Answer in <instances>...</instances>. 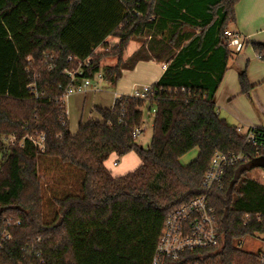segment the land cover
Instances as JSON below:
<instances>
[{
	"label": "trees",
	"instance_id": "trees-1",
	"mask_svg": "<svg viewBox=\"0 0 264 264\" xmlns=\"http://www.w3.org/2000/svg\"><path fill=\"white\" fill-rule=\"evenodd\" d=\"M237 2L0 0V264H151L167 212L205 192L215 152L246 159L226 168L221 186L208 192L219 245L195 250L193 260L263 264L262 250L238 243L264 236V184L246 176L264 170V148L245 141L214 102L234 54L224 32ZM109 36L118 41L108 45ZM137 38L138 48L123 58ZM251 45L264 60V45ZM107 55L116 57L113 65L101 63ZM149 60L166 67L144 99L116 96L70 131L63 99L69 84L101 73L114 86L124 70ZM78 69L71 80L66 70ZM238 85L250 98L255 85L246 67ZM148 114L152 132L142 147L132 134L143 132ZM193 149L195 158L182 165ZM131 151L139 166L112 175L104 162Z\"/></svg>",
	"mask_w": 264,
	"mask_h": 264
},
{
	"label": "built area",
	"instance_id": "built-area-1",
	"mask_svg": "<svg viewBox=\"0 0 264 264\" xmlns=\"http://www.w3.org/2000/svg\"><path fill=\"white\" fill-rule=\"evenodd\" d=\"M224 33L227 36L228 45L234 50L240 51L243 44L238 36L227 30ZM68 59L71 58L69 57ZM84 62V65L87 66V61ZM81 64L79 63L78 66L81 67ZM165 67L166 65L163 64L162 68L165 69ZM66 73L71 80H74L76 73L82 74L79 69L74 71L66 70ZM103 81L101 73L94 74L92 78H82L79 82L68 85L63 94V99L91 85L95 90H101L100 83ZM150 90V85H143L140 90L133 89L129 96L144 99ZM237 131L244 135L245 141L256 148H264V134L261 132L257 133L256 126H247L245 128L238 126ZM140 133L137 128L133 131L132 136L138 137ZM40 140H42V137H40ZM245 159L243 153L223 154L215 152L212 155L201 182L205 192L167 212L162 232L153 251L151 264H199V262L193 260L195 250L208 249L219 245L216 217L214 208L209 205L208 192L214 187L221 186L226 168ZM115 164L113 162V165ZM9 238V233L3 231L2 240ZM262 252L261 260L264 264V248Z\"/></svg>",
	"mask_w": 264,
	"mask_h": 264
},
{
	"label": "crops",
	"instance_id": "crops-1",
	"mask_svg": "<svg viewBox=\"0 0 264 264\" xmlns=\"http://www.w3.org/2000/svg\"><path fill=\"white\" fill-rule=\"evenodd\" d=\"M234 11L235 21L229 25L230 29L227 31L238 36L242 44H244L242 48L245 46V42H259L264 45V0H238L235 4ZM137 48L138 46L136 45L134 50ZM242 48L240 51L232 48L234 54L232 53V56L227 60V69L214 94L217 113L228 124L236 127H264V91H262V89L264 90V61L259 58H254L249 64L245 65L244 60L247 61L251 55L247 48L244 49L247 50L245 52L242 51ZM130 54L124 56L127 57ZM102 64L105 65V63ZM162 65L163 63L155 60L139 61L133 69L124 70L121 78L114 85V99L116 96L130 95L136 87L155 83L164 71ZM243 67H247L248 81L250 84L255 85L251 89L249 98L253 101L251 102L252 106L247 103L246 99L245 103H240V105L236 103L235 99L239 94L237 81L238 71ZM102 84L109 85V82L104 80ZM86 91L101 92L102 90H95L93 88ZM111 105L102 107H109ZM123 158L126 157L123 156ZM131 163V166L137 164L135 159H132ZM114 176H118V174ZM260 177H262V180L254 179L264 184V175Z\"/></svg>",
	"mask_w": 264,
	"mask_h": 264
},
{
	"label": "rangeland",
	"instance_id": "rangeland-1",
	"mask_svg": "<svg viewBox=\"0 0 264 264\" xmlns=\"http://www.w3.org/2000/svg\"><path fill=\"white\" fill-rule=\"evenodd\" d=\"M228 30L230 27L227 28ZM142 38H137L135 41L131 40L125 50L123 51V58H125L124 55L130 54L137 46H139L140 42L142 41ZM106 41L108 45L116 43L118 40L114 36H109L106 38ZM247 48L248 52L250 53V57H248V60H244L245 65L249 64L251 60L254 58H257V53L254 51L251 43H246L245 46L242 48L243 52L247 51L244 50ZM103 48L102 47H97L95 49V53L102 52ZM116 61L115 56H103L101 58V63L105 64H113ZM264 61V60H262ZM74 68V67H73ZM246 74H247V67H246ZM238 81V77H237ZM93 89V86H88L87 88L83 89L82 91H77L69 95L65 101L66 105V110H67V117H68V126L71 132H75L77 130L78 122H84L90 118H95L98 117L95 112L92 111V108L94 106H108L112 104V101L114 100L113 92H114V86L110 85H105L100 83V89L102 90L101 92H91V91H86ZM136 89H141V87H136ZM86 91V92H84ZM262 91H264L262 89ZM84 92V93H83ZM236 103L240 105V103H245V99L247 100V103L252 106L253 102L250 100L248 97H246L243 94H238L236 97ZM143 132L140 133V135L137 137V142L142 146L146 147L150 141V136L152 132V116L148 114V116L145 117V123L143 126ZM197 154V149H193L186 154H184L180 159V163L182 165L188 164L191 160L195 158ZM126 158L117 157L115 155H111L105 162L104 165L110 172L115 175H122L125 174L126 172L132 171L135 168H137V164H140L139 159L137 158V155L135 152L131 151L124 155ZM132 159L136 160V165H132L131 161ZM128 161V162H126ZM139 161V162H138ZM113 162L116 164L113 165ZM264 175V170L263 169H252L250 172L247 173V177L249 178H256L259 180H262V176ZM261 178V179H260ZM238 247L244 251L248 252H258L259 250H262L264 248V236L259 235V234H254L253 236H246L241 241L238 243Z\"/></svg>",
	"mask_w": 264,
	"mask_h": 264
},
{
	"label": "water",
	"instance_id": "water-1",
	"mask_svg": "<svg viewBox=\"0 0 264 264\" xmlns=\"http://www.w3.org/2000/svg\"><path fill=\"white\" fill-rule=\"evenodd\" d=\"M261 163L264 164V160H261Z\"/></svg>",
	"mask_w": 264,
	"mask_h": 264
}]
</instances>
